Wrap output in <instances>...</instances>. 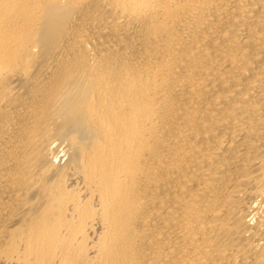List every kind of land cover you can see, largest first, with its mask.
<instances>
[{
  "label": "bare ground",
  "instance_id": "6f19581e",
  "mask_svg": "<svg viewBox=\"0 0 264 264\" xmlns=\"http://www.w3.org/2000/svg\"><path fill=\"white\" fill-rule=\"evenodd\" d=\"M0 264H264V0H0Z\"/></svg>",
  "mask_w": 264,
  "mask_h": 264
}]
</instances>
